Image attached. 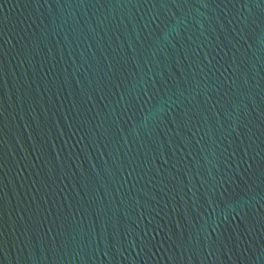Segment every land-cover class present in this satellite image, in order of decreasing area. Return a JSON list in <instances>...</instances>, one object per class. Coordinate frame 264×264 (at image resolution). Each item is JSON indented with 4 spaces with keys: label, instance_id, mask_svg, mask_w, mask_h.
<instances>
[{
    "label": "water",
    "instance_id": "obj_1",
    "mask_svg": "<svg viewBox=\"0 0 264 264\" xmlns=\"http://www.w3.org/2000/svg\"><path fill=\"white\" fill-rule=\"evenodd\" d=\"M0 264H264V0H0Z\"/></svg>",
    "mask_w": 264,
    "mask_h": 264
}]
</instances>
